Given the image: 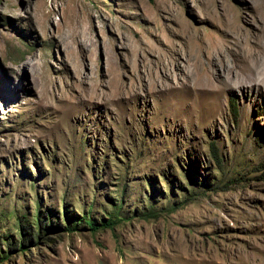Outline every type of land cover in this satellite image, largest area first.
I'll return each instance as SVG.
<instances>
[{
  "label": "rangeland",
  "instance_id": "rangeland-1",
  "mask_svg": "<svg viewBox=\"0 0 264 264\" xmlns=\"http://www.w3.org/2000/svg\"><path fill=\"white\" fill-rule=\"evenodd\" d=\"M242 34L264 7L0 0V264H264V89L192 71Z\"/></svg>",
  "mask_w": 264,
  "mask_h": 264
},
{
  "label": "bare ground",
  "instance_id": "bare-ground-1",
  "mask_svg": "<svg viewBox=\"0 0 264 264\" xmlns=\"http://www.w3.org/2000/svg\"><path fill=\"white\" fill-rule=\"evenodd\" d=\"M242 1H245V0H242ZM249 2L252 3L253 7L258 12H260L261 9L264 7V0H249ZM246 4H247V2H246ZM228 22L230 23L231 21H228ZM238 25L239 24H237V26ZM239 26H241V25H239ZM230 28H231V26H230ZM229 29H225V30L226 31L228 30V32H230ZM233 31H236V30H233ZM182 32H184V31H182ZM237 32L238 31H236V33ZM243 32H245V31L243 30ZM187 33H188V30H187ZM235 39H236V41L234 43L233 48H231L229 50L225 46L219 47L212 60H208V62L206 64H202L201 66H199V64H198L197 66H199V68L194 69L192 71H204L205 72V71H210L209 69L213 68V67L217 68L218 70L227 71V67L225 66V59L227 56V51H229L231 53V55H234L235 58H237L239 60L240 67L237 70V71H239L238 73L234 72L233 70H231L230 72L228 71V73L232 74L233 77L236 75L235 76L236 81L230 82V80H228V83L226 82V84H224L223 86H226V88H229V89L235 88V87H245V86H247V87L248 86H250V87L251 86H257L259 90L264 89V38H261V36L260 37L255 36V38L252 42V41H248L249 40L248 34L247 35L242 34V35H238V37ZM186 43H188V42H186ZM207 51H208V49H207ZM197 59H199V58H197ZM195 60L196 59H194V61ZM163 62L164 61H162V67L164 68V71H169L167 68L168 62H166V63H163ZM195 62L199 63L198 60H196ZM195 62H194V64H195ZM239 73H243V75L240 76ZM215 83H216L215 80L214 81L208 80L207 81V88H209V89L212 88L213 91L221 90L219 88V86H217L218 84H215ZM223 86H222V88H223ZM169 88H171V87H169ZM167 89L168 88H165V91ZM170 90H172V88Z\"/></svg>",
  "mask_w": 264,
  "mask_h": 264
},
{
  "label": "trees",
  "instance_id": "trees-1",
  "mask_svg": "<svg viewBox=\"0 0 264 264\" xmlns=\"http://www.w3.org/2000/svg\"><path fill=\"white\" fill-rule=\"evenodd\" d=\"M231 110L234 113V108L232 106ZM209 151L210 154H212L213 158L215 159L216 163L219 164L220 163V157H219V153H217V149L216 146L214 145V143H210L209 145ZM84 222V224L91 230V231H95L97 230L99 227H111L112 224H114L113 219L108 218V219H103L101 220L100 223H94L91 219L88 218H83L80 219L78 222L76 223H72L70 225H66L65 227H63V232H74L76 231V226L79 225V223ZM20 248H22V246L20 245ZM19 248V249H20Z\"/></svg>",
  "mask_w": 264,
  "mask_h": 264
}]
</instances>
